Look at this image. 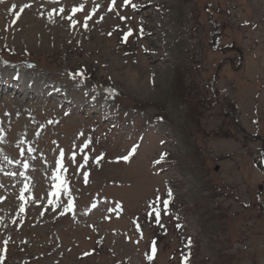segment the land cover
<instances>
[{
    "label": "rangeland",
    "instance_id": "obj_1",
    "mask_svg": "<svg viewBox=\"0 0 264 264\" xmlns=\"http://www.w3.org/2000/svg\"><path fill=\"white\" fill-rule=\"evenodd\" d=\"M260 158L264 0H0V264H264Z\"/></svg>",
    "mask_w": 264,
    "mask_h": 264
},
{
    "label": "snow or ice",
    "instance_id": "obj_2",
    "mask_svg": "<svg viewBox=\"0 0 264 264\" xmlns=\"http://www.w3.org/2000/svg\"><path fill=\"white\" fill-rule=\"evenodd\" d=\"M129 3V0H125V4H128ZM28 5H26V7H27ZM133 7H134V5H133ZM76 10H79V9H76ZM131 34V32H129L127 35H130ZM127 35L125 36V40L127 39ZM87 145H85V147H86ZM134 151V150H133ZM163 155H166V154H163ZM163 155H162V157H161V159H163ZM122 159H124V160H128L129 159V156H124V157H122ZM21 198H23V197H21ZM165 204H167V202H165ZM21 210H23V209H21ZM155 251H156V249H155V246H153V248H152V252H153V254L155 253ZM152 257H149V259H151Z\"/></svg>",
    "mask_w": 264,
    "mask_h": 264
},
{
    "label": "water",
    "instance_id": "obj_3",
    "mask_svg": "<svg viewBox=\"0 0 264 264\" xmlns=\"http://www.w3.org/2000/svg\"><path fill=\"white\" fill-rule=\"evenodd\" d=\"M226 48H229V49H235V50H237L238 52H240L238 49L234 48V46H228V47H225L224 49H226ZM259 188H261V186H260Z\"/></svg>",
    "mask_w": 264,
    "mask_h": 264
}]
</instances>
